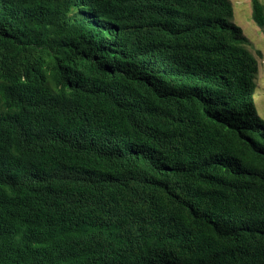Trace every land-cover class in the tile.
<instances>
[{"label":"trees","instance_id":"1","mask_svg":"<svg viewBox=\"0 0 264 264\" xmlns=\"http://www.w3.org/2000/svg\"><path fill=\"white\" fill-rule=\"evenodd\" d=\"M232 17L0 0V264H264L258 65Z\"/></svg>","mask_w":264,"mask_h":264},{"label":"rangeland","instance_id":"2","mask_svg":"<svg viewBox=\"0 0 264 264\" xmlns=\"http://www.w3.org/2000/svg\"><path fill=\"white\" fill-rule=\"evenodd\" d=\"M232 6V20L240 26L245 38L244 46L257 60L255 74L254 104L258 114L264 118V26L252 17V0H229ZM264 5V0H259ZM49 86L54 89L51 80Z\"/></svg>","mask_w":264,"mask_h":264}]
</instances>
